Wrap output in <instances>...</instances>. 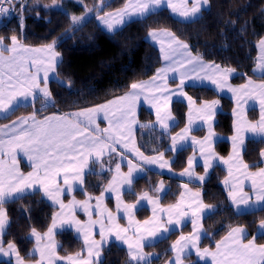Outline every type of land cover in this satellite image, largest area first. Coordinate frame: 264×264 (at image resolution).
Returning a JSON list of instances; mask_svg holds the SVG:
<instances>
[{
  "label": "trees",
  "instance_id": "1",
  "mask_svg": "<svg viewBox=\"0 0 264 264\" xmlns=\"http://www.w3.org/2000/svg\"><path fill=\"white\" fill-rule=\"evenodd\" d=\"M127 2L103 0V9L98 10L100 0H56L55 4L53 0H27L23 10L20 9L0 28V37L10 41V37L16 35L29 46H44L56 41L55 49L60 53L61 63L57 68V78L49 82L53 102L46 104L42 98H38L35 103L18 106L7 115L0 116V126L33 112L44 116L99 105L129 91L131 83L152 78L162 64L159 48L148 38L152 30H170L188 43L192 52L203 60L234 69L236 73L231 79L232 83L241 84L248 79L264 80V74L258 75L254 71L259 53L258 43L264 38V0H209V6L192 20L180 19L169 8L163 7L131 19L113 32L105 30L98 15L118 10ZM80 13L87 14V18L73 24L70 17ZM186 90L197 102L219 99L222 103L214 127L224 138L215 143V149L218 154L227 156L232 149L226 137L234 133V101L209 86L189 85ZM172 111L177 122L169 133L155 127L137 129L140 151L148 156L163 153L172 157V172L146 167L145 173L134 180L132 190L124 192V200L137 202L146 192L158 195L162 205L171 206L180 202L181 193L185 194L184 185H188L211 206V211L203 218L205 231L201 247L213 248L235 226L246 227L250 237L255 236L259 243L264 244V234H258L259 221L264 219V206L237 212L223 185L227 174L224 166L214 165L202 182L186 180L178 175L187 168L194 149L188 146L176 152L170 150L172 134L186 125L188 104L174 100ZM250 118H258L256 108L252 112L250 110ZM140 119L143 125H147L155 120V115L143 106ZM194 134L203 136L205 129H196ZM262 150L264 137L247 139L243 155L251 169L264 165L260 155ZM93 165L84 186L74 192L75 197L84 199L100 195L109 182V168L102 172L99 170L100 164ZM23 168L27 171L29 166L24 165ZM196 170L203 173L204 167L198 165ZM160 183L167 187L163 194L157 190ZM69 197L67 194L66 198ZM108 202L114 204L112 198ZM4 209L10 222L3 236L4 244L14 242L20 256L27 260L35 259L30 253L34 246L31 228L35 227L38 232L48 230L58 206L38 191L35 195L25 194L23 199L8 200ZM151 214L148 206L136 211L138 220H144ZM191 228L189 222L155 243L146 245L148 252L157 253L150 264H162L171 255L174 240ZM57 239L58 253L61 255L85 252L83 240L72 229L61 230L57 233ZM187 259L191 264H209L198 260L194 254ZM102 261L103 264H129L128 249L113 240L104 246ZM0 264L14 263L1 260Z\"/></svg>",
  "mask_w": 264,
  "mask_h": 264
},
{
  "label": "snow or ice",
  "instance_id": "2",
  "mask_svg": "<svg viewBox=\"0 0 264 264\" xmlns=\"http://www.w3.org/2000/svg\"><path fill=\"white\" fill-rule=\"evenodd\" d=\"M56 0H53L55 4ZM167 3V7L173 13H178L181 17L191 19L199 14L202 8L209 4V0H128L125 8L117 12L115 15L120 17L117 23H122L123 18L130 14H138L144 16L154 7H159L162 3ZM13 0H0V15H5L10 11V5ZM103 0L97 6L98 10L103 9ZM23 10V5H21ZM91 11V9H88ZM98 18L108 27L113 28L112 14L106 13ZM73 24H77L84 19L83 16L72 15L70 17ZM21 28L23 22L21 19ZM149 35L153 40H158L160 37L167 38V48L163 45L164 40H160L162 45L161 52L165 61L170 63L161 69L157 70L156 76L151 81L133 82L129 86V91L115 99L108 100L104 104H100L91 108L81 109L74 113L65 115H53L44 117L38 120L36 112L31 116L21 117L11 124L0 126V255L15 256L16 264H24V260L20 257L19 250L14 242H8L7 248L4 247L3 236L6 228L9 226V218L4 204L9 199L13 201L16 198L23 199L25 194L35 195L36 192L42 191L44 196L51 200L54 204H58L60 212L52 217V224L47 232L41 234L35 227L31 228V237L35 239L36 248L34 251L39 252L40 259L36 264H56L57 260L66 261V264H103L102 252L104 245L109 237L114 236L116 241H120L127 245L129 264H150L149 254L144 252V247L149 238H154L157 235L159 228L163 227L158 223L156 217V209H153V219L144 221L143 224L134 220L135 204H123L120 199L119 189L123 185L131 186L133 182V173L139 171V167L134 165L131 160L128 161V172H121V165L117 163L115 166V174L108 183L105 192L117 193V213H123L129 219V227L122 228L117 222V216L110 210L104 208L100 210L103 203V193L96 198V209L101 219L93 220V210L90 203L92 197H88L85 201H76L73 199L68 205H65L61 196L67 190H73L74 183L83 186L86 176L89 174V163L100 164L101 171H104V156L107 154L111 157L116 151L114 145L122 144L124 148H129L134 151L146 164L160 163L163 158V153L155 158L144 156L143 153L135 147L134 141L131 139L133 126L138 123L136 119V106L143 96L156 112V122L161 128L167 130L169 128L168 121L172 118L171 112L166 111L168 103L171 101L172 95H186L183 92L184 81L188 75L187 71L180 72V83L177 86L176 92H171L167 87V73L169 71H179L186 65H192V71H203L206 73L205 78L210 79L213 84L218 87L227 86V77L234 72L231 68H221L218 64H205L202 58L198 55L193 56L190 46L181 41L174 33L163 30H152ZM4 37H0V112H7L12 106L13 100L17 96H33V90H37L43 95L46 100L51 98V91L48 88L49 73H55L60 61V53L55 50L56 41L44 45L40 48L25 47L22 45L16 35L10 37L11 46H4ZM261 55L258 57L256 69L264 74V38H261L258 43ZM5 52L8 55H5ZM179 55L180 59H173ZM178 65V67H177ZM5 69L7 71H5ZM31 69H35L32 71ZM211 72L212 75H207ZM41 73L43 76L41 77ZM199 78V77H197ZM162 80V84H156V80ZM43 83L44 87H40ZM63 83V82H61ZM251 88L249 93L247 90ZM245 95L255 96L260 103V120L256 124L247 123L246 130L258 136L264 137V83L254 84L251 79L243 86L242 89ZM234 94L237 89H231ZM189 100V127L185 128L176 136L171 137V151H177V144L187 138V134L191 131V111L192 98ZM218 101L211 103L205 102L202 108L196 109L201 114V119L209 123V135L203 141H197L193 138V144L200 145L201 156L203 157L205 175L196 177L199 181H204L208 170L213 166V160L216 159L211 148V121L215 116V109ZM235 111V110H234ZM103 114L105 120L108 121L109 127L103 130L99 129L96 123L97 117ZM140 127H155V125H140ZM100 133L94 135L93 133ZM237 135L232 138L233 154L229 160L224 163L229 164V176L232 175L231 161H239V167H242L244 176L252 182V189L256 193L257 201H264V168L259 172H249L248 165L244 164L241 158V152L244 149V137L241 134L242 128L238 124L236 128ZM4 137H7L5 139ZM127 140L128 143L124 141ZM17 150L31 161L32 171L26 175L19 170L17 166L16 152ZM264 157V150L260 153ZM10 157V161L2 157ZM123 159V154H121ZM195 157H190L188 160V168L181 175L193 176V162ZM168 162L160 163V167H165ZM111 171V168L108 169ZM93 174H95L93 172ZM259 178V182H258ZM65 187L61 186V182ZM225 185L229 184V180L224 181ZM38 186V187H37ZM187 188V185H184ZM163 185L161 184V190ZM34 191L29 192V190ZM229 197L236 204H247L250 196L243 193L242 186L237 188L236 184H232L229 189ZM184 193H181V201L175 206H170L168 209H160L161 212H167L169 225L181 223V219L188 215V211L184 208ZM200 193H193L195 199L192 204L188 205V210L192 212L193 234L189 236L181 235L180 239L172 245V250L176 253L174 260L168 264H183L181 254L186 248L191 246L196 249V255L200 259L211 257L212 264H264V245H257L255 238L244 243L245 228L234 227L227 236L217 242L216 250L210 249L201 250L198 246L200 239V230L202 224L199 223L200 216L206 210L210 211L211 206L203 204L200 200ZM148 199L153 205L158 204V201L151 200L148 193H143L139 200ZM139 200L137 203H139ZM81 208L89 217L87 224H82L76 219L75 208ZM65 209L69 211L65 213ZM104 213H107V223L104 220ZM176 218L173 219L172 217ZM60 226L67 224L75 226L76 231L83 235L84 244L87 250V258L82 253L78 252L74 255L66 257L56 256V244L53 239L54 230ZM99 224L100 240L93 238V228ZM260 229H264V219L259 221ZM133 229L132 236L127 233ZM167 232L168 228H163ZM135 237V239H133ZM47 243H42V241Z\"/></svg>",
  "mask_w": 264,
  "mask_h": 264
},
{
  "label": "rangeland",
  "instance_id": "3",
  "mask_svg": "<svg viewBox=\"0 0 264 264\" xmlns=\"http://www.w3.org/2000/svg\"><path fill=\"white\" fill-rule=\"evenodd\" d=\"M128 3V2H127ZM114 11H116V10H114ZM111 12H113V11H111ZM107 13H110V12H107ZM106 14V13H105ZM105 14H103V15H105ZM75 16H83L84 17V19H86L87 18V14H85V13H80V14H75ZM100 16H102V15H100ZM129 16H125L124 18H123V20H126V21H124V22H127V21H129ZM178 18H180V17H178ZM83 19V20H84ZM182 19V18H181ZM184 20V19H183ZM81 22V21H80ZM79 22V23H80ZM79 23H77V24H79ZM162 30V29H161ZM165 30V29H164ZM168 31H170V30H168ZM171 32V31H170ZM151 40H152V42H154V44L159 48V50H160V54H161V58H162V64H161V66H160V68L159 69H161V67L163 68V67H166L169 63H170V61H165L164 59H163V54H162V52H161V47H162V45H161V43H160V40H164L165 41V43H164V47L165 48H167V38L166 37H160V39H158V40H153L152 38H151ZM261 55V53H260V49H259V53H258V56H257V61H256V64H257V62H258V57ZM173 59H175V60H178V59H176L175 57H173ZM177 67H178V65H177ZM192 68H193V66L192 65H186L184 68H180V70L179 71H175V72H173V71H169L168 73H167V76H166V79L167 80H169V78H170V80H176V81H169L168 82V84H167V87H168V89H170L171 90V92H176V90H177V86L179 85V83H180V72L181 71H187L188 72V75L186 76V78H185V81H184V88H183V92L184 93H186V95H179V94H176V95H172V98H171V101L168 103V105H167V108H166V111H170L171 112V119L168 121V123H169V128L167 129V130H164L163 128H161L160 127V125L155 121L156 120V115H155V112H156V110H155V108L152 106V104L151 103H149L143 96L140 98V100H139V102H138V104H137V106H136V119H137V121L139 122V114H140V110H141V107H146L149 111H151V112H153L154 113V115H155V120L153 121V122H148L147 123V125H155V128H158V130H160V131H162V132H164V133H169L170 132V129L176 124V122H177V119H176V117H175V115H174V113H173V111H172V103H173V101L174 100H182V101H185L187 104H188V112H187V122H186V125L182 128V129H180L179 131H177L176 133H174V134H172V136L171 137H173V136H176L178 133H181V131L183 130V129H185V128H188L189 127V113H190V109H189V104H190V102H189V100L187 99V97H191L192 98V101H191V104H192V111H191V119H192V124H191V131H189L188 132V134H187V138L185 139V140H183V141H179L178 142V144H177V149L178 150H180V149H182V148H185V147H188V146H191V147H193V149H196V147H198V144H193V138H195V140H197L198 141V139L199 138H202L201 139V141H203L204 140V138L205 137H207L208 135H209V123H206L203 119H201L200 117H201V114L199 113V112H197L196 111V109H200V108H202L203 107V105L205 104V102H208V103H211L212 101H218L219 103L216 105V109H215V116L213 117V119H212V121L210 122L211 123V126L213 125V121H214V123L216 122L215 120L217 119V113L216 112H218V111H220L221 109H222V103L220 102V100L219 99H213V100H206V101H203L202 103H200V102H197V101H195L194 100V98L188 93V91L186 90V87L187 86H189V85H200V86H202V85H204V86H209V87H212L213 89H215L219 94H222V95H226V96H228V97H230L233 101H234V107L236 108V121H237V123H236V125H240L241 126V128H242V135H243V137H248V136H250V135H254V133H252V132H250V131H247L246 130V125H247V123H252V124H256L258 121H253V120H250L249 119V117L247 116V111L250 109L251 110V112L254 110V108L253 107H256L257 109H258V112L259 113H261V109H260V103H259V99L258 98H256L255 96H251V95H245V93H244V91L242 90L243 89V86L244 85H246L247 83H248V81H246V82H244V83H241V84H235V83H232V81H231V79H232V74H230L228 77H227V86H224V87H218L217 86V84H213L212 83V81L210 80V79H207V78H205V76H206V73L205 72H203V71H199L198 69L196 70V71H192ZM221 68H225V69H227L228 67H222L221 66ZM232 69V68H231ZM255 69H256V66H255ZM235 73H236V71H234ZM256 72V74H258V75H263L260 71H255ZM156 74H157V72H156ZM156 74L154 75V76H156ZM207 75H212V73L211 72H208L207 73ZM153 76V77H154ZM152 77V78H153ZM197 77H199V78H197ZM152 79H150V80H142V81H144V82H146V81H151ZM142 81H140V82H142ZM253 81H256V80H253ZM261 81H264V80H261ZM163 83V81L162 80H156V84H162ZM254 84L256 83V82H253ZM262 83H264V82H262ZM258 84H260V83H258ZM257 84V85H258ZM230 88L231 89H237V92L234 94L232 91H230ZM249 93L252 91V89L251 88H249L248 90H247ZM46 104H48V103H46ZM143 105V106H142ZM250 110H249V115H250ZM99 118H104L103 117V114H100L99 116H98ZM97 117V118H98ZM214 118H215V120H214ZM256 122V123H255ZM7 124V123H6ZM5 125V124H4ZM140 125H143V122L141 121V123L139 124V126H138V128L140 127ZM202 127H204V129H205V131H206V133L204 134V137H198L196 134H194V130H196V129H200V128H202ZM137 127H134L133 128V133H132V140L134 141V144H135V147L136 148H138L139 149V147H138V140H137V129H138ZM149 128H153V127H149ZM237 128V127H236ZM99 129L100 130H102L103 129V127H102V125L100 124L99 125ZM211 131H213V130H211ZM214 133H216L217 134V132H214ZM213 134V133H212ZM237 135V132H235V130H234V134H233V136H232V138L234 137V136H236ZM214 135H212V138H211V148H212V144H213V140H214ZM226 137V136H225ZM226 138H228V137H226ZM252 138H254V137H252ZM260 138V137H259ZM262 138V137H261ZM125 142L126 143H128V141L127 140H125ZM216 142V141H215ZM215 142H214V144H215ZM171 145H172V140H170V143H169V147L171 148ZM115 146V145H114ZM131 144H129V148H124L123 147V145L121 144L120 145V147L121 148H118V152H115V153H112V155H111V157H109L107 154L104 156V158H103V160H104V165H103V167H104V169L106 170L107 168H111V171H110V173H111V175H110V180H111V178H112V176L115 174V166H116V164L117 163H120V165H121V172H123V173H127L128 172V161L129 160H131L132 161V163L134 164V165H137L138 167H139V169H141V170H139V171H136V172H134L133 173V182H134V180L136 179V178H138L139 176H141L142 174H144L145 173V171H146V167H152V166H154L153 164H146V163H144V161L139 157V156H137L136 154H135V152L134 151H131L130 149H131ZM213 148H214V145H213ZM115 149H116V147H115ZM199 149V148H198ZM140 150V149H139ZM177 150V151H178ZM200 150V149H199ZM212 151L214 152V154H215V157H218V154L217 153H215L216 152V150L215 149H212ZM141 152V151H140ZM176 152V151H175ZM193 152H194V150H193ZM142 153V152H141ZM121 154H123V159L121 158ZM144 156H147L148 157V155H145V154H143ZM158 156H160V154H158V155H153V157H151V158H155V157H158ZM190 157H192V154H191V156ZM193 157H195V160H194V162H193V167H194V165L197 163V162H199V161H201L202 163H204V160H203V157L201 156V152L199 151V153L197 154V153H195L194 154V156ZM113 161H116V162H114L112 165H110L111 164V162H113ZM165 161H167V162H169V161H171V159H169V157H166V156H164L163 155V158H162V160L160 161V163H163V162H165ZM9 162H11V161H9ZM19 166H20V168H19V170L22 172V173H24L25 175H26V173L27 172H29V171H31V167H30V165H28L25 161H23V160H21L19 163ZM24 165H28L29 166V169L27 170V171H25L24 170ZM93 164L91 163V165H90V167H89V169L91 170L92 168H93ZM99 170H101V166H100V169ZM162 170V169H161ZM164 171V170H163ZM167 172V171H166ZM169 172V171H168ZM188 179H190V180H192V177L190 178L188 175L186 176ZM109 180V181H110ZM133 182H132V184H131V186H129V185H123V186H121L120 187V189H119V195H120V199L123 201V204H135L136 205V207H135V209H133V212H134V219H135V215H136V211L139 209V208H141L142 206H146V205H152V206H154L152 203H149V200L148 199H144V200H139V203H137V202H131V203H129V202H126L125 200H124V198H123V194H124V192L125 191H127V190H132V186H133ZM61 183V186L62 187H65L66 188V186H64L63 185V183H62V181L60 182ZM108 183L109 182H107L106 184H105V186H104V189H103V191H102V193H103V203L101 204V206H100V210H103L104 208H106V209H108V210H110L114 215H116L117 216V222L119 223V225L122 227V228H124V222H122V220L123 219H125V221L127 222L126 224L129 226V219H128V217L123 213V211H120L119 213H117V210H116V208H117V193L116 192H112V191H109V192H105L104 190L108 187ZM163 185V188H162V190H161V183L158 185V188H157V190L159 191V193L160 194H163L164 192H165V190L167 189V187H166V185L165 184H162ZM76 186H79L80 188H77V189H75V190H73V192L71 191V192H68L67 190H65V192L63 193V195L61 196V199L63 200V202H64V204L65 205H68L69 204V202L70 201H72L73 199H75L76 201H85V200H87L88 199V197H92V199H91V201H90V203H91V205H92V210H93V215H92V219L93 220H98V219H101V216L98 214V211H97V209H96V198L97 197H100L101 196V194L100 195H97V196H88V197H86V198H84V199H80V198H77V197H75L74 196V192L76 191V190H78V189H81L82 187L80 186V185H78V184H75L74 183V186H73V188H75ZM38 187V186H37ZM191 188V187H190ZM32 191H34V189H31V190H29V192H32ZM195 191V190H194ZM42 192V191H41ZM196 192V191H195ZM189 193H190V191H186L185 192V199H189V197H187L188 195H189ZM42 194H43V192H42ZM67 194H69L70 195V197L68 198V200L66 201L65 200V196ZM44 195V194H43ZM65 195V196H64ZM158 195H151V194H149L148 193V197L151 199V200H155V201H158L157 199H160L159 197H157ZM47 198V197H46ZM109 198H112L113 199V205H111L112 203H109L108 202V199ZM48 199V198H47ZM9 200H12V199H9ZM49 200V199H48ZM51 201V200H50ZM52 202V201H51ZM53 203V202H52ZM54 204V203H53ZM54 205H56V206H58V211H57V213L58 212H60V207H59V205L58 204H54ZM264 206V205H263ZM152 208V207H151ZM261 208V207H260ZM259 209V208H258ZM256 210V209H255ZM69 210L68 209H65V213H67ZM72 211H74V214H75V217H76V219H78L82 224H87L88 223V219H89V217H88V215L81 209V208H79V207H77V208H75V209H73ZM192 216V212L190 211V212H188V215L187 216H185V220H184V222L187 220V218L189 217V216ZM106 217H107V213H104V220H105V223H107V219H106ZM122 219V220H121ZM183 222V223H184ZM183 223H181V224H183ZM187 223H189L188 221H186L183 225H182V227L185 225V224H187ZM191 223V222H190ZM191 225L193 226V224L191 223ZM72 229L74 232H75V234L78 236V237H80L82 240H83V242H84V239H83V235L81 234V233H78L77 231H76V228H75V226H69V225H67V224H64L63 226H60L59 225V223H58V226H57V228L54 230V233H53V239H54V241H55V244H56V249H55V253H56V256H58V257H66V256H68V255H66V256H64V255H61V254H59L58 253V248H59V242H58V239H57V233L58 232H60L61 230H63V229ZM99 228H100V226H99V224H97V225H95L94 226V228H93V233H94V236H93V238L94 239H96V240H100V236H99ZM181 228V227H180ZM6 230H7V228H6ZM45 232H47V230L46 231H44V232H40L41 234H43V233H45ZM182 234V233H181ZM115 239V237L114 236H112V237H109V239H108V241H107V243L106 244H108L109 242H111L112 240H114ZM33 240H34V246H33V248H32V250H31V254L32 255H34L36 258L35 259H31V260H27V259H24L22 256H20L23 260H24V264H36V261L37 260H39L40 259V256H39V252H36V251H34V249L36 248V242H35V239L33 238ZM42 243H47V241L45 240V241H42ZM105 244V245H106ZM85 245V244H84ZM104 245V246H105ZM173 245V244H172ZM4 247L5 248H7V244L5 245L4 244ZM84 251H85V255H84V257L85 258H87V250H86V247L84 248ZM71 255H74V254H71ZM1 260H7V261H10V262H13L14 264H16V258H15V256H3V255H0V261ZM56 264H66V261H62V260H57L56 261Z\"/></svg>",
  "mask_w": 264,
  "mask_h": 264
},
{
  "label": "crops",
  "instance_id": "4",
  "mask_svg": "<svg viewBox=\"0 0 264 264\" xmlns=\"http://www.w3.org/2000/svg\"><path fill=\"white\" fill-rule=\"evenodd\" d=\"M209 6V4L208 5H206V6H204L203 8H202V10L204 9V8H207ZM163 7H166V8H168L167 7V3L165 2V3H162L159 7H154V8H152L151 9V11H154V10H157V9H160V8H163ZM125 8V6L124 7H122V8H120V9H118V10H116V11H113V12H110V14H112V22H113V28L111 29V30H109L108 29V27L99 19V22H100V24L102 25V27L105 29V30H107V31H109V32H113V31H115V30H117V29H119L120 27H122L126 22H124V21H126V20H123V22L122 23H117L116 21H119L120 20V17L119 16H116L115 14L117 13V12H120V11H122L123 9ZM170 9V8H169ZM171 10V9H170ZM202 10H201V12H202ZM151 11H149L148 13H150ZM171 12H172V10H171ZM201 12L199 13V14H197L195 17H193V18H191V19H187V20H192V19H194V18H196L197 16H199L200 14H201ZM147 13V14H148ZM173 13V12H172ZM147 14H145V15H147ZM175 16H177V17H180V19L182 18V19H184V20H186L185 18H183V17H181L178 13H173ZM144 15V16H145ZM102 16H104V15H102ZM130 18H129V20H131V19H134V18H138V17H143V16H140V15H138V14H130V15H128ZM164 29H162V30H157V31H163ZM148 38L150 39V41H152L151 40V36L149 35L148 36ZM20 41V40H19ZM182 41V40H181ZM184 42V41H183ZM4 46L5 47H8V46H11V41H6V40H4ZM20 43L22 44V45H24L25 47H31V48H40V47H42V46H29V45H26V44H24V43H22L21 41H20ZM154 43V42H153ZM186 43V42H185ZM188 44V43H187ZM56 50V49H55ZM190 50H191V48H190ZM191 53H192V55L193 56H196V54H194L193 52H192V50H191ZM5 55H8V53L7 52H5ZM176 59H180V57H179V55H176V56H174ZM60 60H61V57H60ZM203 60V59H202ZM203 62L205 63V64H213L212 62H208V61H205V60H203ZM215 64V63H214ZM162 68V67H161ZM164 68V67H163ZM32 71H35V69H31ZM5 71H7L6 69H5ZM233 76L235 75V72H232L231 73ZM43 76V73H41V77ZM232 76V77H233ZM57 78V70H56V72L55 73H49V82L51 81V80H53V79H56ZM150 79H152V78H150ZM150 79H148V80H150ZM249 80V79H248ZM247 80V81H248ZM252 81L254 80V79H251ZM171 82V81H176V80H170V78H169V80H167V84H168V82ZM49 82H48V88H49V90H50V86H49ZM142 82H144V81H142ZM253 82H256L255 84H258V83H262V82H264V81H261V80H256V81H253ZM40 87L42 88V87H44V85H43V83H41V85H40ZM34 91V93H35V99L33 98V96H27V97H24V96H17L14 100H13V103H12V106L8 109V111L7 112H0V116H4V115H7L8 113H10L11 111H13L15 108H17L18 106H21V105H28V104H32V103H35L36 101H37V99L38 98H42L43 99V102L44 103H48V104H51L52 102H53V97H52V95H51V98L50 99H48V100H46V98H44L43 97V95L41 94V93H39L37 90H33ZM51 91V90H50ZM113 99H115V98H113ZM112 100V99H111ZM106 103V102H105ZM202 103V102H201ZM102 104H104V103H102ZM100 105V104H99ZM95 106H97V105H95ZM143 106V105H142ZM92 107H94V106H92ZM88 108H91V107H88ZM253 108H256V107H253ZM82 109H85V108H82ZM141 109H142V107H141ZM251 109V108H250ZM249 109V110H250ZM257 109V108H256ZM79 110H81V109H79ZM79 110H76V111H79ZM234 130H235V132H236V127H237V125H236V123H237V119H236V108L234 107ZM249 110L247 111V116L249 117V119L250 120H253V119H251L250 118V115H249ZM258 110V109H257ZM76 111H71V112H66V113H61V114H59V113H50V114H46V115H44V116H39V115H37V119L38 120H40V119H43L44 117H48V116H53V115H60V116H62V115H65V114H69V113H74V112H76ZM140 112H141V110H140ZM219 112V111H218ZM218 112H216V113H218ZM32 114H27V115H23V116H20V117H18V118H16V119H14V120H12V121H16V120H18L19 118H21V117H28V116H31ZM139 119H140V114H139ZM260 119V113L258 112V118L256 119V121H258ZM214 120H215V118H214ZM12 121L11 122H9V123H7V124H11L12 123ZM156 121V120H155ZM216 121V120H215ZM253 121H255V120H253ZM96 123L98 124V125H102V127H103V129H106V128H108L109 127V125H108V121L107 120H105L104 118H97V120H96ZM141 123V119L139 120V122L136 124V125H134L133 126V128L134 127H137L138 128V126H139V124ZM256 123V122H255ZM6 125V124H5ZM138 125V126H137ZM215 123H214V121H213V125L211 126V130H213L212 131V133H213V135L215 136L214 137V140H213V144H212V149H215V144H214V142L216 141H218V140H220V139H222V138H224V136L222 135V134H220V133H218L216 130H215ZM202 128H204V127H202ZM102 129V130H103ZM195 131V130H194ZM214 132H217V134L216 133H214ZM205 133H206V131H205ZM94 135H99L100 133H96V132H94L93 133ZM234 134V133H233ZM233 134L231 135V136H229L228 137V139L230 140V142H231V146H232V144H233V141H232V136H233ZM198 137H204V135L203 136H198ZM252 137H254V138H261L262 136H258V135H256V134H254V135H250V136H248V137H244V149H245V144H246V141H247V139H249V138H252ZM5 139H7V137H4ZM132 138V137H131ZM201 139L202 138H199L198 139V141H201ZM125 142V141H124ZM215 142V143H216ZM126 143V142H125ZM138 144V143H137ZM120 145L121 144H115V146L114 147H116V151L115 152H118L119 150H118V148H121L120 147ZM213 145H214V148H213ZM131 147V146H130ZM200 149V145L198 144V147H196V149H194V152L192 153V157L194 156V154L195 153H199V149ZM244 149L242 150V152H241V158H242V161H243V163L244 164H247V162L245 161V159H244V155H243V152H244ZM216 150V149H215ZM140 151V150H139ZM115 152H113V153H115ZM215 153H217V151L215 152ZM161 154V153H160ZM218 154V153H217ZM232 154H233V148L231 149V152L227 155V156H222V155H220V154H218V157H216V159H214L213 160V166L214 165H217V164H219V165H222V166H224L225 167V169H226V171H227V174H226V176H225V178H224V180H223V185H224V187H225V189H226V191H227V194L229 193V189H230V187H231V185L232 184H236L237 185V188H239V187H241L242 186V188H243V193H247L248 194V196H250L251 197V199H249V201L247 202V204H243V203H241V204H236V203H234L231 199H230V197H229V194H228V198H229V200H230V202H231V204L234 206V208H235V210L237 211V212H247V211H252V210H255V209H258V208H260V207H262L263 205H264V201H257V199H256V193L253 191V189H252V182H251V180L250 179H247V178H245V176H244V169L242 168V167H239V161H236V160H233V161H231L230 163H231V168H232V175L231 176H229V164H226V163H224V161H226V160H229V158L232 156ZM156 155H158V154H156ZM164 155V154H163ZM164 156H166V155H164ZM148 157H153V156H148ZM166 157H168V156H166ZM3 159H5V160H8V161H10V157H7V156H5V157H2ZM16 158H17V166L20 168V166H19V162L21 161V160H23V161H25L28 165H30V167H31V161H29L28 160V158L23 154V152H21V151H19V150H17V152H16ZM169 159H171V161H169L166 165H165V167H160V163H156V164H153L154 166H152V167H150V168H155V169H159V170H161L162 169V171L164 170V171H169L170 173L172 172V167H171V165H172V161H173V158L172 157H169ZM263 159V161H264V157L262 158ZM90 165H91V161H90V163H89V167H90ZM198 165H202L203 166V163L201 162V161H199V162H197L195 165H194V167H193V176H192V180H194V181H199V180H197L196 179V177H198V176H202V175H205V172H203V173H200V172H198L197 170H196V168H197V166ZM248 165V164H247ZM212 166V167H213ZM249 166V165H248ZM211 167V168H212ZM32 168V167H31ZM187 168H188V166H187ZM211 168L208 170V173H209V171L211 170ZM261 168H264V165L262 166V167H260V168H258V169H251L250 167H248V170L247 171H249V172H253V173H256V172H259V170L261 169ZM31 171H32V169H31ZM30 172V171H29ZM184 172V170L183 171H181L180 173H178V175L181 177V178H184V179H186V180H190V179H188L186 176L187 175H181V173H183ZM28 173V172H27ZM26 173V174H27ZM207 173V174H208ZM207 176V175H206ZM229 180V184L228 185H225V183H224V181L225 180ZM199 182H201V181H199ZM258 182H259V178H258ZM82 187V186H81ZM77 188H80L79 186H76L75 188H73V190H75V189H77ZM73 190H72V192H73ZM186 191H190V193H189V195L187 196V197H189V199L187 198V199H185L184 198V208H185V210H187L188 212H190L191 210H188V205L189 204H192V207H193V209L195 208V204L193 203V200L195 199V197L193 196V193H196L192 188H190L188 185H187V188H185V192ZM66 195V194H65ZM64 195V196H65ZM65 200L67 201L68 200V198H66V196H65ZM158 200V204H156V205H154V206H152V205H146V206H148V207H152L151 208V210H152V214L148 217V218H146V219H144V220H138L137 219V217H136V215H135V221H137V222H139L140 224H143L144 223V221H148V220H152L153 219V209H154V207H155V209H156V213H155V215H156V217L158 218V223L159 224H162L163 225V227H161V228H159L158 229V231H157V235H156V237H154V238H149V240L146 242V245H148V244H152V243H155L156 241H158V240H160V239H162L163 237H166V236H168L172 231H174V230H179L180 229V227H182V225L186 222V221H188V222H191L192 223V216L190 215L188 218H187V220L184 222V220H185V216L184 217H182V218H180L181 219V223H183V224H179V225H176V224H172V225H169L168 223H167V221H168V219H169V216H168V214H167V212H161L160 211V209H168L170 206H165V205H162L161 203H160V200L159 199H157ZM200 200H202V202H203V204H205V205H207L204 201H203V198H202V196L200 195ZM181 201V200H180ZM179 203V202H178ZM177 204V203H176ZM176 204H174V205H171V206H175ZM211 211V210H210ZM210 211H208V210H206L205 212H203L202 214H201V216H200V221H199V223L200 224H202V228H201V230H200V239H199V241H198V246H199V248L201 249V250H203V249H205L204 247H201L200 246V243H201V241H202V239H203V236H204V226H203V218H204V216L208 213V212H210ZM173 219H175L176 217L175 216H173L172 217ZM122 220V219H121ZM122 222H124L125 224V226H124V228H128L129 226L126 224L127 222L125 221V219H123L122 220ZM193 224V223H192ZM235 227H238V226H235ZM239 227H243V228H245V237H244V243H247L248 242V240H252L253 238H255V236H253V237H250L249 236V230L246 228V227H244V226H239ZM163 228H168L169 230L167 231V232H165L164 230H163ZM234 228V227H233ZM132 234H133V229H130L129 230V232L127 233V235L128 236H132ZM193 234V226H192V228H191V230L189 231V232H186V233H182V234H180L175 240H174V242H173V244H175L176 243V241L177 240H179L180 239V236L181 235H184V236H189V235H192ZM228 234V233H227ZM227 234L225 235V236H227ZM258 234H264V229H260V227H258ZM224 236V237H225ZM223 237V238H224ZM222 238V239H223ZM133 239H135V237H133ZM221 239V240H222ZM115 240V239H114ZM113 241V240H112ZM116 241V240H115ZM118 243H120V244H122L123 246H125L126 248H127V245L126 244H123L122 242H120V241H117ZM255 243L257 244V245H264V244H262V243H259L257 240H256V238H255ZM217 244V243H216ZM216 246V245H215ZM213 247V248H207V249H210L211 251H215L216 250V247ZM144 252L146 253V254H149V260H152L154 257H156L157 256V253H155V252H148L147 250H146V247H144ZM191 254H194L196 257H197V259L198 260H201V261H203V262H207V263H209V264H212V259H211V257H206V258H204V259H200L197 255H196V249L195 248H192L191 246H189L188 248H186L185 250H184V252L181 254V257H182V260H183V264H191V262L187 259V257L189 256V255H191ZM85 255V252L83 253V256ZM175 256H176V253L172 250V253H171V255L162 263V264H168V262L169 261H171V260H174V258H175Z\"/></svg>",
  "mask_w": 264,
  "mask_h": 264
},
{
  "label": "built area",
  "instance_id": "5",
  "mask_svg": "<svg viewBox=\"0 0 264 264\" xmlns=\"http://www.w3.org/2000/svg\"><path fill=\"white\" fill-rule=\"evenodd\" d=\"M27 0H13V4L10 5L9 13L0 15V27L10 21L20 10L21 5L24 6Z\"/></svg>",
  "mask_w": 264,
  "mask_h": 264
},
{
  "label": "bare ground",
  "instance_id": "6",
  "mask_svg": "<svg viewBox=\"0 0 264 264\" xmlns=\"http://www.w3.org/2000/svg\"><path fill=\"white\" fill-rule=\"evenodd\" d=\"M120 9V8H119Z\"/></svg>",
  "mask_w": 264,
  "mask_h": 264
}]
</instances>
